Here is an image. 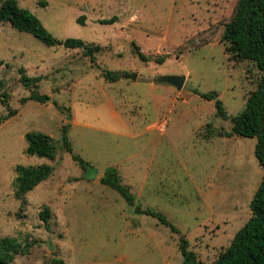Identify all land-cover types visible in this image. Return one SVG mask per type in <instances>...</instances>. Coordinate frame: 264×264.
<instances>
[{
    "label": "rangeland",
    "instance_id": "1",
    "mask_svg": "<svg viewBox=\"0 0 264 264\" xmlns=\"http://www.w3.org/2000/svg\"><path fill=\"white\" fill-rule=\"evenodd\" d=\"M16 1L57 42L80 39L103 49L93 63L82 49L49 47L0 23V118L8 113L4 94L18 111L0 123V237L19 242L11 264H49L55 256L67 264H183L181 237L202 264H213L251 218L263 175L257 139L228 137L231 121L202 97L216 94L236 116L258 85L256 64L233 60L221 42L238 0ZM82 15L85 24L77 21ZM20 67L40 80L49 102L21 103L30 92L19 81ZM107 71L120 79L109 82ZM164 76L184 77L183 89L161 83ZM64 128L89 169L64 150ZM33 131L53 139L54 160L26 154L25 135ZM43 164L52 175L25 202L16 199V166ZM110 167L137 205L169 225L135 213L101 184ZM44 206L48 228L40 218Z\"/></svg>",
    "mask_w": 264,
    "mask_h": 264
},
{
    "label": "trees",
    "instance_id": "2",
    "mask_svg": "<svg viewBox=\"0 0 264 264\" xmlns=\"http://www.w3.org/2000/svg\"><path fill=\"white\" fill-rule=\"evenodd\" d=\"M46 6L45 1L40 2ZM85 16L78 18V22L85 24ZM115 18L104 23H114ZM0 23H9L20 32L29 33L46 46L57 45V40L43 26L39 18L30 11L18 6L16 0H0ZM225 45V52L235 61H251L256 64L261 76L256 89L247 99L244 110L236 116H229L223 103L216 94H202L208 100H214L216 115L232 123L228 137L239 136L256 138L255 157L262 168L263 175L261 183L256 190L250 203L252 216L249 221L235 234L231 244L223 250L213 264H264V0H238L231 20L225 25L221 38ZM66 49H82L84 56L94 63L96 54L103 48L92 46L80 39H66L60 42ZM138 58L144 62L148 61L138 47H136ZM162 63V62H160ZM1 65V62H0ZM19 81L30 95L22 98L21 103L35 101L45 104L51 100L48 95H41L38 91L39 79L29 78L25 69L18 70ZM109 82L120 79L118 72L103 73ZM4 81L0 78V91L4 88ZM3 95V103L6 104L8 113L0 118V123L17 115L18 111L8 105ZM27 147L26 154L38 157H46L54 160L57 154L56 146L48 135L41 132H28L25 135ZM62 145L72 159L78 163L80 168L87 170L90 164L74 153L72 144L67 137V129H63ZM14 193L18 200L25 202L26 195L36 188L42 181L48 179L53 173V167L43 164L36 167L18 165L15 168ZM101 184L117 191L127 202L135 208V213L147 214L158 217L162 223L169 225L165 217L159 213L143 210L136 204L135 196L130 188L122 184L121 177L115 167L108 168L100 180ZM50 209L44 206L40 211V218L44 225L49 224ZM172 232H177L171 226ZM19 250V242L13 237H0V264H11ZM179 250L182 255L183 264H202L197 255L189 250V241L185 237L180 238ZM49 264H67L63 259L54 257Z\"/></svg>",
    "mask_w": 264,
    "mask_h": 264
},
{
    "label": "water",
    "instance_id": "3",
    "mask_svg": "<svg viewBox=\"0 0 264 264\" xmlns=\"http://www.w3.org/2000/svg\"><path fill=\"white\" fill-rule=\"evenodd\" d=\"M57 44H60V42H57ZM125 78L136 80L137 75L136 74H128L125 76ZM161 83H168L172 86H174L178 91H181L184 87L186 79L184 77L179 76H164L159 80Z\"/></svg>",
    "mask_w": 264,
    "mask_h": 264
}]
</instances>
